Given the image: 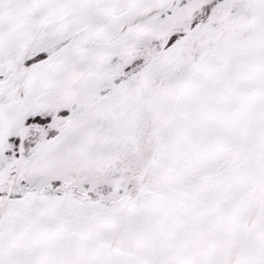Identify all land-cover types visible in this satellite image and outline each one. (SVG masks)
<instances>
[{
	"label": "snow or ice",
	"instance_id": "snow-or-ice-1",
	"mask_svg": "<svg viewBox=\"0 0 264 264\" xmlns=\"http://www.w3.org/2000/svg\"><path fill=\"white\" fill-rule=\"evenodd\" d=\"M0 264H264V0H0Z\"/></svg>",
	"mask_w": 264,
	"mask_h": 264
}]
</instances>
